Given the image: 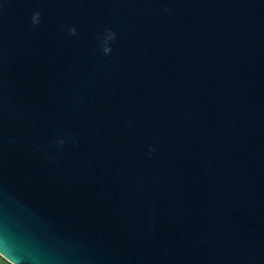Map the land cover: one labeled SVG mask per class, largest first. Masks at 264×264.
Returning <instances> with one entry per match:
<instances>
[{
	"label": "water",
	"instance_id": "water-1",
	"mask_svg": "<svg viewBox=\"0 0 264 264\" xmlns=\"http://www.w3.org/2000/svg\"><path fill=\"white\" fill-rule=\"evenodd\" d=\"M0 256L264 264V0H0Z\"/></svg>",
	"mask_w": 264,
	"mask_h": 264
},
{
	"label": "crops",
	"instance_id": "crops-1",
	"mask_svg": "<svg viewBox=\"0 0 264 264\" xmlns=\"http://www.w3.org/2000/svg\"><path fill=\"white\" fill-rule=\"evenodd\" d=\"M0 264H9V263L0 256Z\"/></svg>",
	"mask_w": 264,
	"mask_h": 264
},
{
	"label": "clouds",
	"instance_id": "clouds-1",
	"mask_svg": "<svg viewBox=\"0 0 264 264\" xmlns=\"http://www.w3.org/2000/svg\"><path fill=\"white\" fill-rule=\"evenodd\" d=\"M73 31H74V30H73ZM104 51L107 53V52L109 51V49H108V48H105Z\"/></svg>",
	"mask_w": 264,
	"mask_h": 264
}]
</instances>
